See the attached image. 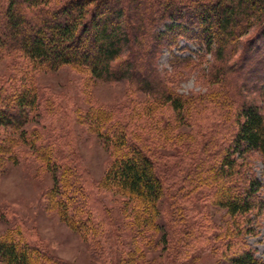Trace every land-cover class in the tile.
<instances>
[{
	"label": "trees",
	"instance_id": "16d2710c",
	"mask_svg": "<svg viewBox=\"0 0 264 264\" xmlns=\"http://www.w3.org/2000/svg\"><path fill=\"white\" fill-rule=\"evenodd\" d=\"M166 21L171 24L165 30L156 29ZM180 39L196 43L202 54L212 56L205 76L211 84L207 93L176 92L166 85L167 73L154 66L161 49L172 50ZM5 51L14 52L16 61L11 77L0 84L1 130L39 136L35 127L23 130L39 114L38 90L26 79L35 68L54 71L68 66L81 70L87 81L126 79L152 96L154 101L143 109L167 105L179 121L191 107L209 105L219 111L222 121L201 145L193 168L186 172V185L202 197H214L213 203L231 217L261 213L264 197L247 157L257 152L264 161V112L241 92L264 91V0H0V53ZM174 58L175 64L187 68L195 62L191 56ZM110 112L98 107L89 113L100 126ZM13 133L0 139L1 152L17 140L11 139ZM104 137L117 151L105 182L133 201L136 225L153 227L164 191L156 160L122 119L109 122ZM49 145L47 141L37 147L43 149L41 158L46 161L54 153ZM55 160L63 176L60 187L70 200L67 206L53 201L48 207L61 212L71 226H82L90 214L86 198H79L84 194L81 183L71 173L69 161L59 156ZM251 219L247 217L246 227L238 222L234 231L222 234L225 257L232 264H264L241 238L245 229L255 232ZM35 251L33 242L0 237L1 264H62Z\"/></svg>",
	"mask_w": 264,
	"mask_h": 264
},
{
	"label": "rangeland",
	"instance_id": "374dc122",
	"mask_svg": "<svg viewBox=\"0 0 264 264\" xmlns=\"http://www.w3.org/2000/svg\"><path fill=\"white\" fill-rule=\"evenodd\" d=\"M170 24L166 21L156 29L163 31ZM202 53L201 46L180 39L172 50L161 49L153 63L159 72L167 73L166 85L176 92L203 94L211 87L205 76L212 56ZM175 55L191 56L195 62L188 68L177 65ZM15 61L14 52L0 53V84L11 77ZM26 79L36 85L40 107L23 130L35 127L39 136L0 129V139L7 133L17 139L0 151L1 238L33 242L36 254L44 251L62 264H232L225 257L222 234L234 231L238 222L246 227L248 217L255 232L245 229L241 238L264 260V208L256 217H252L255 211L243 218L231 217L213 203L214 197H202L186 185L192 161L222 121L215 107L193 106L179 121L167 105L143 109L154 101L152 96L136 90L126 79L87 81L81 70L68 66L54 71L35 68ZM250 91L243 90L241 95L264 112V91ZM98 107L111 111L100 126L90 115ZM117 119L129 125L137 142L158 164L164 191L153 227L136 225L133 201L104 180L117 156L104 134L108 123ZM47 141L54 151L48 161L41 158L43 149L37 148ZM54 156L69 161L71 173L81 183L85 195L78 197L86 198L90 214L82 226H71L61 212L48 207L53 201L67 206L70 200L60 187L63 176ZM247 162L264 197L263 158L252 152Z\"/></svg>",
	"mask_w": 264,
	"mask_h": 264
}]
</instances>
